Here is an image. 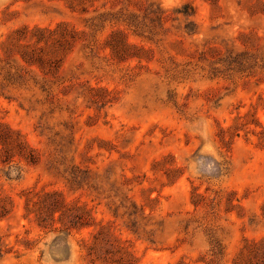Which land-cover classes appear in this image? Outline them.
Here are the masks:
<instances>
[{
  "label": "rangeland",
  "instance_id": "374dc122",
  "mask_svg": "<svg viewBox=\"0 0 264 264\" xmlns=\"http://www.w3.org/2000/svg\"><path fill=\"white\" fill-rule=\"evenodd\" d=\"M0 123L31 157L0 146V264H112L94 243L244 264L264 241V0H0ZM47 193L87 226L52 223Z\"/></svg>",
  "mask_w": 264,
  "mask_h": 264
},
{
  "label": "trees",
  "instance_id": "16d2710c",
  "mask_svg": "<svg viewBox=\"0 0 264 264\" xmlns=\"http://www.w3.org/2000/svg\"><path fill=\"white\" fill-rule=\"evenodd\" d=\"M0 146L2 147L5 156L17 153L25 162H31V157L30 154L28 156L29 152L27 151L26 144L22 141L20 135L1 123ZM45 198L50 199V202H52L51 205L49 204L50 207H47L46 212L48 219L52 223L57 222L64 225V220H68V225L75 229L87 226L82 223L85 214L82 209L79 207L67 206L65 203L58 200L53 193L45 194ZM262 213L264 214V209H262ZM41 219V215L37 217L38 225L42 228H46L42 225ZM97 247L98 244L94 243L90 249H87L86 257L88 258V262L94 263L101 261L103 263L110 262L112 264H126L124 253L118 246L105 249L107 252L105 255H102ZM244 264H264V241L259 244H253L250 250L246 251Z\"/></svg>",
  "mask_w": 264,
  "mask_h": 264
}]
</instances>
